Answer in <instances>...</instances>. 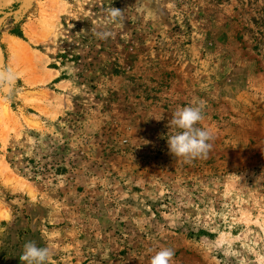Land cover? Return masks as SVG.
<instances>
[{
	"label": "rangeland",
	"instance_id": "obj_1",
	"mask_svg": "<svg viewBox=\"0 0 264 264\" xmlns=\"http://www.w3.org/2000/svg\"><path fill=\"white\" fill-rule=\"evenodd\" d=\"M6 68L0 264L27 242L51 264H264V0H29ZM198 105L212 148L176 158L170 121Z\"/></svg>",
	"mask_w": 264,
	"mask_h": 264
},
{
	"label": "clouds",
	"instance_id": "obj_2",
	"mask_svg": "<svg viewBox=\"0 0 264 264\" xmlns=\"http://www.w3.org/2000/svg\"><path fill=\"white\" fill-rule=\"evenodd\" d=\"M120 9L111 8L108 12L109 22L119 23L122 18ZM97 38L106 40L114 34L111 31H97ZM13 74L11 68L0 72V79H6ZM202 106H188L177 110L170 124L181 131L168 140L169 150L176 158H184L190 161L198 158H206L212 148L213 133L197 125L203 120ZM53 250L50 247H39L35 242H27L19 259L22 264H51ZM174 252L170 248H164L151 256L150 264H171Z\"/></svg>",
	"mask_w": 264,
	"mask_h": 264
},
{
	"label": "bare ground",
	"instance_id": "obj_3",
	"mask_svg": "<svg viewBox=\"0 0 264 264\" xmlns=\"http://www.w3.org/2000/svg\"><path fill=\"white\" fill-rule=\"evenodd\" d=\"M17 1H20L21 3H22V6H23V4H26L29 0H17ZM1 9H3L2 7H4V6H6V5H8V4H10L11 2H10V0H1ZM2 10H0V12H1ZM40 11H42V10H40ZM42 14V13H41ZM0 22H1V19H0ZM36 22V21H35ZM31 24H32V22L31 23H29V25H26L25 26V33H26V35L29 37V38H31V39H34V33H33V31L35 30V29H32V27H34V25L36 24V23H33L32 25L33 26H31ZM36 26V25H35ZM39 26V25H38ZM35 40V39H34ZM8 46H9V48H10V51H11V53H13L14 55L15 54H17L18 52H23L24 50L21 48V44H16V43H14V42H10L9 44H8ZM31 59V58H30ZM12 61H15L14 60V58L12 59ZM15 63V62H14ZM14 65V64H13ZM0 101H2L1 99H0ZM3 103V102H2ZM5 106V105H4ZM4 106H2V107H0L1 108V110H0V119H3L4 120V118L6 117H8L7 116V114L9 113V111H7V109L4 107ZM5 118V119H6ZM31 123H33V122H31ZM35 123V122H34ZM36 124V123H35Z\"/></svg>",
	"mask_w": 264,
	"mask_h": 264
},
{
	"label": "water",
	"instance_id": "obj_4",
	"mask_svg": "<svg viewBox=\"0 0 264 264\" xmlns=\"http://www.w3.org/2000/svg\"><path fill=\"white\" fill-rule=\"evenodd\" d=\"M10 4H8V5H6V6H4V7H2L3 9H7V8H9L12 4H14V3H16V2H19V7L17 8V10H15L14 12H11V13H7V12H3V9H1L0 8V10H2L0 13H2V16H1V22H0V25L2 24V22L4 21V19L7 17V16H9V15H12V16H16L17 14H19L22 10H23V8L27 5V3L26 4H23V6H22V3L20 2V1H17V0H10ZM1 0H0V7H1Z\"/></svg>",
	"mask_w": 264,
	"mask_h": 264
},
{
	"label": "crops",
	"instance_id": "obj_5",
	"mask_svg": "<svg viewBox=\"0 0 264 264\" xmlns=\"http://www.w3.org/2000/svg\"><path fill=\"white\" fill-rule=\"evenodd\" d=\"M10 42H14V43H16V44H21V48L24 49L23 44H22L21 41H18L17 39H14V38H12V37H9V38H7V45H8ZM8 50H9V52H10V54H11V59H10L11 64H16V63H17V61H16V60H17V57H18V55H19L20 53H22V52H18L17 54L14 55L13 53H11L9 46H8ZM13 58H14L15 61H12ZM14 62H15V63H14Z\"/></svg>",
	"mask_w": 264,
	"mask_h": 264
}]
</instances>
